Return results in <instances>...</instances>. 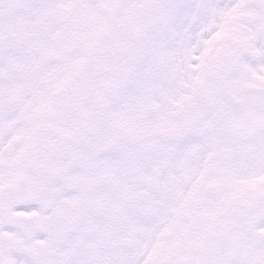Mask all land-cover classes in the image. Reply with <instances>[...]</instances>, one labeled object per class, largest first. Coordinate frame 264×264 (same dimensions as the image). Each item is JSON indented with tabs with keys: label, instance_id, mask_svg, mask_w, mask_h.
Here are the masks:
<instances>
[{
	"label": "snow or ice",
	"instance_id": "1",
	"mask_svg": "<svg viewBox=\"0 0 264 264\" xmlns=\"http://www.w3.org/2000/svg\"><path fill=\"white\" fill-rule=\"evenodd\" d=\"M0 264H264V0H0Z\"/></svg>",
	"mask_w": 264,
	"mask_h": 264
}]
</instances>
